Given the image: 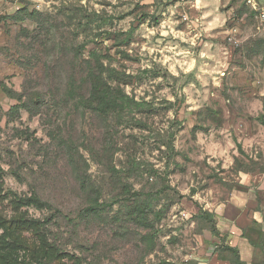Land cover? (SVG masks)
I'll return each instance as SVG.
<instances>
[{
  "label": "rangeland",
  "instance_id": "1",
  "mask_svg": "<svg viewBox=\"0 0 264 264\" xmlns=\"http://www.w3.org/2000/svg\"><path fill=\"white\" fill-rule=\"evenodd\" d=\"M261 25L243 0H0V264H264ZM94 50L137 104L69 95Z\"/></svg>",
  "mask_w": 264,
  "mask_h": 264
},
{
  "label": "trees",
  "instance_id": "2",
  "mask_svg": "<svg viewBox=\"0 0 264 264\" xmlns=\"http://www.w3.org/2000/svg\"><path fill=\"white\" fill-rule=\"evenodd\" d=\"M252 12H255L257 14V12L254 10H252ZM39 14L40 12L38 10H29L28 8H23L22 10H20L18 16L16 17H18L17 19L22 20L26 16L31 18L38 17ZM81 47L82 49H84L86 47V44L83 43ZM91 57L92 61H89L90 66L86 74L87 79H89L90 81V89L88 91V94L85 96L77 90V84L75 79L73 78L71 79V82L69 84V95L79 96L80 104H82L84 107H87L91 111L97 112L98 114L104 116L121 112L126 108H130L137 104V102L132 97H130L129 94H127L118 83H116L117 80L116 78H114V73L117 71V69L107 66L103 60V56L96 50L91 52ZM14 108L17 109V107ZM78 177L83 190L91 194L90 204L87 208H84L83 213H98L101 197L99 188L94 185L86 176L79 175ZM20 202L26 205H34L40 208L51 207V204H49L48 202H44L36 194L26 199L21 198ZM146 212L147 211L145 207L137 206L135 208L136 220L139 221V223H146L148 221ZM199 217L213 220L211 231H217L215 223V212L200 209ZM226 249L234 253V257L230 261L231 264H249L245 260L241 259V257L237 253L238 251L235 246L228 245L226 246Z\"/></svg>",
  "mask_w": 264,
  "mask_h": 264
},
{
  "label": "built area",
  "instance_id": "3",
  "mask_svg": "<svg viewBox=\"0 0 264 264\" xmlns=\"http://www.w3.org/2000/svg\"><path fill=\"white\" fill-rule=\"evenodd\" d=\"M252 10L256 11L261 21V29L264 31V5L261 0H243Z\"/></svg>",
  "mask_w": 264,
  "mask_h": 264
},
{
  "label": "crops",
  "instance_id": "4",
  "mask_svg": "<svg viewBox=\"0 0 264 264\" xmlns=\"http://www.w3.org/2000/svg\"><path fill=\"white\" fill-rule=\"evenodd\" d=\"M262 1V4L264 5V0H261Z\"/></svg>",
  "mask_w": 264,
  "mask_h": 264
}]
</instances>
